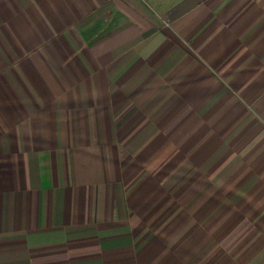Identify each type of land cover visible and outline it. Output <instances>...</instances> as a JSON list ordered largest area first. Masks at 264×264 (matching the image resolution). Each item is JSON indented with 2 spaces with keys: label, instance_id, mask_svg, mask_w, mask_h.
<instances>
[{
  "label": "crops",
  "instance_id": "1",
  "mask_svg": "<svg viewBox=\"0 0 264 264\" xmlns=\"http://www.w3.org/2000/svg\"><path fill=\"white\" fill-rule=\"evenodd\" d=\"M0 264H264V0H0Z\"/></svg>",
  "mask_w": 264,
  "mask_h": 264
}]
</instances>
